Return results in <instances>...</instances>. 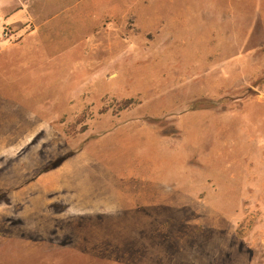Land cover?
<instances>
[{
    "label": "rangeland",
    "instance_id": "rangeland-1",
    "mask_svg": "<svg viewBox=\"0 0 264 264\" xmlns=\"http://www.w3.org/2000/svg\"><path fill=\"white\" fill-rule=\"evenodd\" d=\"M2 1L0 264H264V0ZM131 118L189 126L206 194L53 200L59 164Z\"/></svg>",
    "mask_w": 264,
    "mask_h": 264
},
{
    "label": "crops",
    "instance_id": "crops-1",
    "mask_svg": "<svg viewBox=\"0 0 264 264\" xmlns=\"http://www.w3.org/2000/svg\"><path fill=\"white\" fill-rule=\"evenodd\" d=\"M0 3L2 25L5 14ZM20 11L16 1L15 18ZM194 138L189 126L178 122L175 132L164 134L142 118L123 120L86 143L73 158L63 160L49 190L53 200L69 193L72 210L78 213L192 202L191 197L206 194L205 184L197 181L190 167L207 160L199 152L203 143Z\"/></svg>",
    "mask_w": 264,
    "mask_h": 264
}]
</instances>
